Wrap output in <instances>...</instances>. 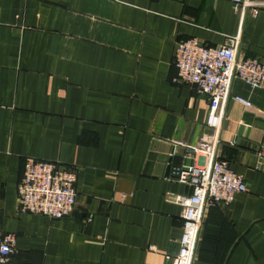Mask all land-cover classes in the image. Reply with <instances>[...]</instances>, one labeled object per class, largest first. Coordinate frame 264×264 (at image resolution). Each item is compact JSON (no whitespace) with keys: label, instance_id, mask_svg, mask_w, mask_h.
I'll return each instance as SVG.
<instances>
[{"label":"crops","instance_id":"crops-1","mask_svg":"<svg viewBox=\"0 0 264 264\" xmlns=\"http://www.w3.org/2000/svg\"><path fill=\"white\" fill-rule=\"evenodd\" d=\"M239 31L238 56L264 62V10L241 23L231 0H0V224L15 236L7 264H172L182 222L169 198L192 188L167 177L204 158L171 141L211 133L207 97L172 81L175 44L219 47ZM263 136L264 83L233 80L218 157L247 192L206 208L192 264H264ZM28 158L74 169L70 217L19 211Z\"/></svg>","mask_w":264,"mask_h":264},{"label":"built area","instance_id":"built-area-1","mask_svg":"<svg viewBox=\"0 0 264 264\" xmlns=\"http://www.w3.org/2000/svg\"><path fill=\"white\" fill-rule=\"evenodd\" d=\"M231 2L232 10L241 23L247 15L256 16L264 10V0ZM239 45L240 31L226 37L219 47H206L196 39L175 44L173 65L176 75L172 81L189 85L207 97L206 127L211 133L202 135L194 145L171 141L174 147L184 149L188 155L204 158L200 166L172 167L167 177L192 188L190 196L169 198L181 207L182 222L178 252L172 258V264H192L206 208L228 206L236 195L247 192L243 177L231 171L228 164L218 157L221 146L219 131L232 81L240 80L251 90L260 89L264 83V62L239 57ZM232 100L246 109H253L247 99L232 97ZM173 155L174 152L171 153ZM256 156L258 160H264V136ZM75 182L74 169L63 168L57 162L28 158L24 161L17 187L18 209L21 213L51 220L68 218L76 204ZM14 246L15 236L3 233L0 224V264L9 262Z\"/></svg>","mask_w":264,"mask_h":264}]
</instances>
